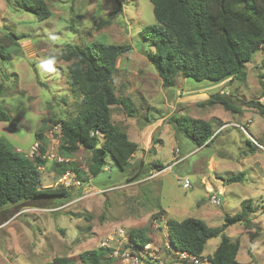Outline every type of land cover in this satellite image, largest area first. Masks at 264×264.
Here are the masks:
<instances>
[{
    "label": "rangeland",
    "instance_id": "rangeland-1",
    "mask_svg": "<svg viewBox=\"0 0 264 264\" xmlns=\"http://www.w3.org/2000/svg\"><path fill=\"white\" fill-rule=\"evenodd\" d=\"M17 1L0 0V33H11L18 41L8 60L0 58V105L11 115L10 121H0V139L33 158L40 151L37 133L42 132L48 160L41 171L43 186H59L56 160L80 163L86 180L69 171V198L7 205L0 213V264H46L59 256L84 264L80 254L101 246L110 248V264H126L123 254L134 249L131 231L139 228L169 259L175 255L167 249V218L193 216L218 226L225 214L240 212L249 200L247 220L226 232L240 244V264H264V112L258 105L264 104L263 49L247 63L245 82L231 76L198 81L178 74L168 87L147 57L151 42L141 35L156 22L150 0H46L53 15L43 20ZM95 40L132 46L117 60L114 85L116 94L137 111L129 116L122 105H113L112 119L140 149L125 170L109 154L104 170L93 176L87 169L91 151L80 148L68 154L61 146L58 120L74 113L68 62L59 53L69 44L85 46ZM217 91L230 96L239 110L205 101ZM67 93L69 105L63 101ZM174 115L210 119L217 132L211 146L197 147L175 128ZM249 139L260 149L251 152ZM239 173L241 181L227 182ZM185 175L190 188L179 182ZM210 191L223 195L221 206L209 202ZM220 240L209 239L203 255H211Z\"/></svg>",
    "mask_w": 264,
    "mask_h": 264
},
{
    "label": "trees",
    "instance_id": "trees-1",
    "mask_svg": "<svg viewBox=\"0 0 264 264\" xmlns=\"http://www.w3.org/2000/svg\"><path fill=\"white\" fill-rule=\"evenodd\" d=\"M150 1L156 22L146 25L141 35L151 42L153 50L147 52V57L164 86H173L178 74L198 81L225 80L228 76L238 82L246 81L247 63L252 61L256 51H264V0ZM17 2L18 7L34 12L38 20L53 15L46 0ZM114 12L109 14V19ZM109 19L105 21L108 23ZM16 39L11 33H0V58L8 60L11 46L18 44ZM131 50L129 44L95 40L85 46L69 44L59 53V57L68 62L73 96L71 105H74L71 117L62 116L58 120L61 146L68 154L80 148L91 151L87 169L93 176L104 170L109 154L116 165L125 170L140 149L125 127L112 119L113 105H122L129 116H134L137 111L128 99L116 94L114 85V75L119 69L117 60ZM69 94L63 98L68 105L71 101ZM205 101L222 104L227 110H239L223 91L211 94ZM258 105L264 112V104L258 102ZM10 120V112L0 105V121ZM171 121L197 147L211 146L217 136L210 119L174 115ZM37 138L41 142L40 151L33 158L0 139V213L9 204L24 201L37 204L43 199L52 202L54 198H69L71 195L70 188L61 184L43 186L41 171L48 162L45 155L47 144L42 132L37 133ZM247 142L251 152L260 149L252 140ZM159 166L164 168L162 164ZM53 168L58 178L69 171L82 176L80 163L75 160H56ZM242 179L243 174L239 173L226 180L230 183ZM250 209L252 201L249 200L240 212L225 214L223 224L218 226H211L204 219L193 216L181 220L168 218L171 246L175 251L201 256L207 241L220 236V243L208 255L209 259L214 264H240L237 259L240 244L231 239L226 229L247 220ZM130 236L132 248L151 242L144 228L133 229ZM109 251L110 248L101 246L83 251L80 258L84 264H110L113 257L109 256ZM46 264H73V261L67 256H59Z\"/></svg>",
    "mask_w": 264,
    "mask_h": 264
},
{
    "label": "built area",
    "instance_id": "built-area-1",
    "mask_svg": "<svg viewBox=\"0 0 264 264\" xmlns=\"http://www.w3.org/2000/svg\"><path fill=\"white\" fill-rule=\"evenodd\" d=\"M258 146H261L257 143ZM38 146V144H37ZM72 182L70 172L64 173L59 179L58 184L69 187ZM73 182L80 183V180L73 179ZM179 182L184 188H190L192 182L189 176H183ZM81 186V185H80ZM83 187V184H82ZM209 202L215 206H221L224 201V197L220 192L210 191ZM151 242L147 243L143 247H136L133 250H129L123 254V258L126 264H166L172 262V264H214L207 255H194L187 251H175L170 243L167 244V249L171 251L175 256L169 259H164L159 254L160 249L153 248ZM153 248V249H152Z\"/></svg>",
    "mask_w": 264,
    "mask_h": 264
},
{
    "label": "crops",
    "instance_id": "crops-1",
    "mask_svg": "<svg viewBox=\"0 0 264 264\" xmlns=\"http://www.w3.org/2000/svg\"><path fill=\"white\" fill-rule=\"evenodd\" d=\"M169 218H171V217H169ZM168 219V218H167ZM167 219H166V226H167ZM167 228H168V226H167Z\"/></svg>",
    "mask_w": 264,
    "mask_h": 264
},
{
    "label": "clouds",
    "instance_id": "clouds-1",
    "mask_svg": "<svg viewBox=\"0 0 264 264\" xmlns=\"http://www.w3.org/2000/svg\"><path fill=\"white\" fill-rule=\"evenodd\" d=\"M69 188V187H68ZM169 243L171 244V241H170V239H169ZM208 256V255H207Z\"/></svg>",
    "mask_w": 264,
    "mask_h": 264
},
{
    "label": "water",
    "instance_id": "water-1",
    "mask_svg": "<svg viewBox=\"0 0 264 264\" xmlns=\"http://www.w3.org/2000/svg\"><path fill=\"white\" fill-rule=\"evenodd\" d=\"M222 209H224V208L222 207Z\"/></svg>",
    "mask_w": 264,
    "mask_h": 264
}]
</instances>
